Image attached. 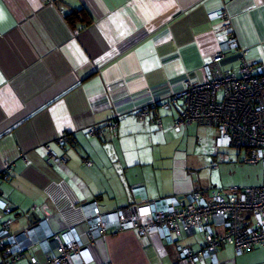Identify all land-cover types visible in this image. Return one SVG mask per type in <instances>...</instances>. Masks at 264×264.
Returning a JSON list of instances; mask_svg holds the SVG:
<instances>
[{
	"label": "crops",
	"instance_id": "obj_1",
	"mask_svg": "<svg viewBox=\"0 0 264 264\" xmlns=\"http://www.w3.org/2000/svg\"><path fill=\"white\" fill-rule=\"evenodd\" d=\"M221 9L246 60L264 63V0H0V173L13 163L10 178L0 177V199L9 207L0 208V228L13 219L10 231L20 237L46 220L62 234L82 228L93 201L114 212L138 203L137 187L153 201L198 190L184 151L155 152L160 132L154 130L175 128L183 106L178 100L166 110L161 102L181 92L186 78L205 79V66L228 34L220 29ZM240 63L229 51L219 68L238 71ZM146 107L161 117L162 128L138 119ZM193 124L207 127L187 125ZM93 126L102 137L89 134ZM63 132L71 139L60 144ZM219 137L216 158L229 148ZM47 145L65 161L50 159ZM112 230L91 246L90 264H172L176 244L199 249L204 242L201 233H173L171 244L158 234ZM34 255L46 261L44 249L31 245L17 264H30ZM218 257L221 264H264V245L237 253L225 243Z\"/></svg>",
	"mask_w": 264,
	"mask_h": 264
},
{
	"label": "built area",
	"instance_id": "obj_2",
	"mask_svg": "<svg viewBox=\"0 0 264 264\" xmlns=\"http://www.w3.org/2000/svg\"><path fill=\"white\" fill-rule=\"evenodd\" d=\"M217 16L221 20L220 29L228 34L212 61L205 66V79L193 81L186 78L184 89L167 97L160 105L171 110L178 100H182L175 128L180 129L192 122L216 127L221 145L238 148L239 156L242 154V161L246 163L264 164V63L246 60L247 49L231 31L228 11L221 9ZM229 51H236L240 56L238 71L223 72L219 68ZM147 118L159 128L163 127L161 117L153 114L149 107L138 112L141 122ZM117 126L116 120L108 123L111 129ZM89 134L103 136L96 126L89 129ZM70 139L66 132L57 137L60 144ZM46 148L50 159L65 161L49 145ZM217 156L221 161L225 158L222 152ZM12 168V162H5L0 177L9 179ZM142 189H134L139 201L128 209L104 212L98 202L93 201L85 206L82 228L70 227L62 234L46 227L48 222L43 220L18 237L10 231L13 219L5 220L0 228V264H17L27 246L31 245L44 249L46 261L42 262L34 255L30 257V264H90L93 261L91 246L105 240L113 228L133 229L147 236L158 234L171 244H176L173 233L203 234L204 242L199 249L176 244L177 259L172 264H199L202 260L221 264L218 249L222 244L232 245L237 253L264 245V174L260 185H234L213 190L209 195L195 190L188 197L170 196L161 201L149 199ZM0 208L9 210L1 199ZM41 225L48 230L44 235L37 233Z\"/></svg>",
	"mask_w": 264,
	"mask_h": 264
},
{
	"label": "rangeland",
	"instance_id": "obj_3",
	"mask_svg": "<svg viewBox=\"0 0 264 264\" xmlns=\"http://www.w3.org/2000/svg\"><path fill=\"white\" fill-rule=\"evenodd\" d=\"M154 132H160L154 137L157 143L155 152L158 155H167L175 153L176 150L184 151L189 160L192 182L198 190L207 195L213 190H224L234 185L244 187L260 185L263 182V162L250 164L242 161V154L241 157L238 155V148L218 149L227 155V159L223 162L214 156L217 151L216 128L193 124L176 130L167 125L163 130H154ZM151 151L153 148L144 150L148 155ZM215 161L219 163L214 166Z\"/></svg>",
	"mask_w": 264,
	"mask_h": 264
},
{
	"label": "trees",
	"instance_id": "obj_4",
	"mask_svg": "<svg viewBox=\"0 0 264 264\" xmlns=\"http://www.w3.org/2000/svg\"><path fill=\"white\" fill-rule=\"evenodd\" d=\"M83 11H84V9L74 10L72 13L68 14V18L71 19V20L72 19L74 20L76 18V16H79L80 13L83 12Z\"/></svg>",
	"mask_w": 264,
	"mask_h": 264
},
{
	"label": "water",
	"instance_id": "obj_5",
	"mask_svg": "<svg viewBox=\"0 0 264 264\" xmlns=\"http://www.w3.org/2000/svg\"><path fill=\"white\" fill-rule=\"evenodd\" d=\"M34 218H36V216H34Z\"/></svg>",
	"mask_w": 264,
	"mask_h": 264
}]
</instances>
